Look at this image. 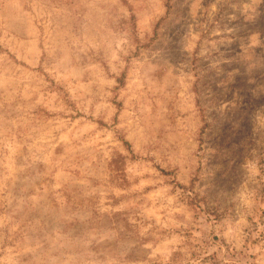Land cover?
<instances>
[{"label": "rangeland", "instance_id": "374dc122", "mask_svg": "<svg viewBox=\"0 0 264 264\" xmlns=\"http://www.w3.org/2000/svg\"><path fill=\"white\" fill-rule=\"evenodd\" d=\"M0 264H264V0H0Z\"/></svg>", "mask_w": 264, "mask_h": 264}]
</instances>
